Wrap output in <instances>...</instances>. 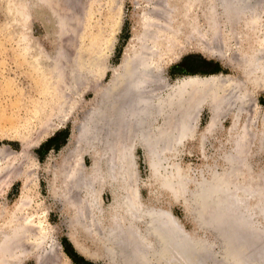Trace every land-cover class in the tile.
Instances as JSON below:
<instances>
[{
  "label": "bare ground",
  "instance_id": "6f19581e",
  "mask_svg": "<svg viewBox=\"0 0 264 264\" xmlns=\"http://www.w3.org/2000/svg\"><path fill=\"white\" fill-rule=\"evenodd\" d=\"M143 1L153 6L143 16L149 30H155L137 36L139 47L120 73L114 72L109 84L96 92L98 101L73 137V157L82 146L98 145L105 165L103 170L93 164L84 174L78 169L81 162L66 164L67 181L62 184L68 186L67 201L73 189L86 192L84 196L76 192L77 200L73 197L78 201L75 222L101 244L102 253L94 259L109 264H237V260L249 264L256 259L264 263V245L255 248V240L264 237V167L253 168V158L264 149V114L256 118L253 114L254 82L260 79L264 86V0ZM187 33L191 34L187 38L203 42L208 36L236 40L234 64L242 69L241 77H188L172 87L164 85L158 55ZM147 38L153 48L145 44ZM203 108L209 121L198 130ZM227 117L229 127L224 128ZM185 140L197 142L203 166L193 171L178 165L169 176L160 177L162 161L170 163ZM211 143L215 155L209 157L206 149ZM137 145L148 154L152 177L167 191L168 201L181 203L195 227L212 233V238L186 231L169 208L141 201L133 159ZM3 152L0 149V156ZM105 177L110 181H102ZM105 185L117 191L112 207L103 214L96 189ZM26 205L0 215V264L45 263L46 231L40 226L34 237ZM71 243L85 255L78 241ZM54 247L50 242L46 248L53 254Z\"/></svg>",
  "mask_w": 264,
  "mask_h": 264
},
{
  "label": "rangeland",
  "instance_id": "374dc122",
  "mask_svg": "<svg viewBox=\"0 0 264 264\" xmlns=\"http://www.w3.org/2000/svg\"><path fill=\"white\" fill-rule=\"evenodd\" d=\"M145 5L143 0H0V149L6 153L0 156V215L7 210L16 213L27 201L30 203L24 209L36 232L32 231L34 237L40 226L46 231L44 264H109L104 259H94L102 253L101 244L95 237L86 236L75 222L78 191L72 190V200L68 202V186L62 181H67L66 164L71 160H76V166L81 162L78 169L84 174L96 163L104 170L98 143L95 148L85 145V149H77L75 158L73 137L98 101L96 92L109 84L114 72L120 73L124 62L139 47L137 36L143 32L152 35L155 30L146 26L143 14H149L152 4ZM186 36L191 34L174 39L169 50L158 55L164 85L172 87L188 77H241L242 69L234 64L236 40L226 36L210 40L208 36L203 42ZM147 39L145 44L153 48ZM158 46L160 52L162 47ZM259 81L253 87L254 109L258 110L253 113L255 118L264 114V86ZM208 121L209 113L203 108L198 130L205 128ZM229 121V117L225 118L222 126L228 128ZM160 123L158 119L156 124ZM58 133L62 135L54 146H48L47 141ZM212 146L207 145L209 157L215 155ZM178 150L170 163L161 162L160 177L169 176L178 165L193 171L203 166L197 142L185 140ZM257 155L253 158L255 171L264 167V149ZM133 159L141 201L169 208L186 231L212 238V233L195 227L181 203L168 201L167 191L152 177L148 154L141 145L134 147ZM102 181L110 180L105 177ZM112 189L107 185L96 189L100 190L97 197L103 214L113 205L117 190ZM78 193L86 194L82 190ZM72 239L78 241L84 256L76 251ZM50 242L55 246L53 254L46 248Z\"/></svg>",
  "mask_w": 264,
  "mask_h": 264
},
{
  "label": "water",
  "instance_id": "95a60500",
  "mask_svg": "<svg viewBox=\"0 0 264 264\" xmlns=\"http://www.w3.org/2000/svg\"><path fill=\"white\" fill-rule=\"evenodd\" d=\"M222 76H227V75H224V74H221ZM200 222V221H199ZM263 230H264V228H263ZM264 237H259L258 239H256L255 240V243H256V245H255V248H258V247H260V245H264V239H263ZM245 244V243H244ZM246 245L247 244H245V246H244V248L243 249H245V247H246ZM255 248H254V250H255ZM253 250V249H252ZM257 250V249H256ZM255 250V251H256ZM251 252H253V251H251ZM230 258H232L233 259V256H230ZM92 262V261H91ZM240 262V261H239ZM238 262V260H237V264H246V263H244V261L242 262V263H239ZM249 264H264L262 261L260 262L259 260H254L253 262H251V263H249Z\"/></svg>",
  "mask_w": 264,
  "mask_h": 264
},
{
  "label": "trees",
  "instance_id": "16d2710c",
  "mask_svg": "<svg viewBox=\"0 0 264 264\" xmlns=\"http://www.w3.org/2000/svg\"><path fill=\"white\" fill-rule=\"evenodd\" d=\"M62 134L61 133H58V135L57 136H55V137H53V138H51L49 141H47V145L48 146H54V142L56 141V139H57V137L58 136H61ZM45 144V145H46ZM57 146H55V148H56ZM90 264H93V263H90Z\"/></svg>",
  "mask_w": 264,
  "mask_h": 264
}]
</instances>
